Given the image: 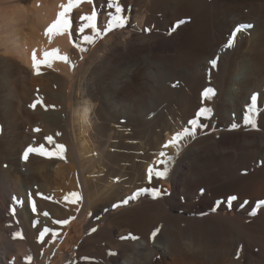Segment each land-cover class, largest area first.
<instances>
[{"label": "bare ground", "instance_id": "bare-ground-1", "mask_svg": "<svg viewBox=\"0 0 264 264\" xmlns=\"http://www.w3.org/2000/svg\"><path fill=\"white\" fill-rule=\"evenodd\" d=\"M2 1L0 264H45L47 246L65 227L58 222L90 214L69 264H264V0H136L131 37L74 31L99 0H75L71 9L70 0H27L24 6L8 0L10 8ZM65 10L71 28L61 24L49 34ZM207 28L210 44H202ZM79 39L80 50L74 45ZM135 42L139 52L130 55ZM46 52L55 53L47 63ZM174 52L181 62L170 59ZM206 88L215 94L202 100ZM201 105L212 109L211 120H203L209 127L162 148ZM35 122L40 132L30 128ZM46 136L64 145L59 156L21 159L27 146L46 143ZM161 151L167 178L150 182L149 167L164 170ZM125 169L133 173L129 189L117 182ZM96 170L101 177H94ZM163 180L171 186L168 195L141 193L121 203L139 189H162ZM37 191L48 199L35 198L36 214L24 207L11 215L13 197ZM233 195L238 199L231 208L217 206ZM43 227L49 231L41 238Z\"/></svg>", "mask_w": 264, "mask_h": 264}, {"label": "snow or ice", "instance_id": "snow-or-ice-1", "mask_svg": "<svg viewBox=\"0 0 264 264\" xmlns=\"http://www.w3.org/2000/svg\"><path fill=\"white\" fill-rule=\"evenodd\" d=\"M75 0H70L69 4L67 5L68 9H71L73 7V3ZM103 4V8H100L99 4ZM129 11V6H127L124 3V0H99V3L97 4L96 8L92 11L91 15H85L80 18V25L77 29H74V31H79L81 34H83L86 30L87 31H95L97 35H103L106 34L108 31L112 30L113 24H115L117 27L122 28L124 27V24L127 22V13ZM67 15V10L63 11L60 13V17L62 18L61 20H57L56 23L52 24L48 28V33L51 34L53 31H56L58 29V26L63 24L64 26L70 27L71 24L69 20L63 19ZM106 16L107 17V22L106 23H101L100 18ZM96 19L97 23L96 24H91L90 21ZM124 22V23H122ZM179 23H183V21L178 22L173 30H175L176 27H179ZM250 27V26H249ZM234 38H235V31L233 33V36L230 38L227 48L233 47L234 44ZM85 40H89L90 38L85 36ZM55 53H45V63H47V60L50 56L54 55ZM62 60H67L68 58L66 56H61L60 57ZM33 66L39 71L40 68V62L37 60V57L35 53H33ZM210 67L211 68H216L217 66V59H212L210 62ZM209 93H212L213 95L214 90L212 88H206L203 93L201 94V98L203 99H208ZM257 99L256 95L252 96V106H255V100ZM32 108L37 107V103H33L30 105ZM212 109L204 107L201 105L198 110L195 113V116L187 121V127H185L182 131L176 132L173 134L171 140L165 141L164 144L162 145V148H168L169 146L172 145H178L179 142L184 138V137H192L194 138L196 136V133L200 129H207L209 127L208 124L203 123V120H211V115ZM250 122V118L246 115L245 116V123ZM233 128H236L237 125L233 124ZM35 131H40L38 128L35 129ZM44 140L46 143H41L39 145H29L27 146L22 154H21V159L24 161H28L31 155H38L41 157H48L52 158L53 156H59L60 153L64 151V145L54 143L53 137L52 136H46L44 137ZM51 145V147H48V145ZM161 160L159 161L160 165L163 166L164 170L159 171L155 167H149L148 169V178L149 181L151 182L153 179L159 181L161 179H166L168 175V168L166 167L167 161H165L163 158L166 156V153L164 151H161L159 153ZM166 192V190H162L157 187H147L143 189L137 190V192L133 193L131 196L125 198L121 203L122 204H128L130 200L136 199L141 193H147L150 194L153 198H157L161 195H163ZM203 192V190H201ZM78 194L77 193H71V197H76ZM40 197L42 199H48L42 192H35L33 193H28L26 194L25 197L21 196H15L13 197L12 204L10 205L9 212L11 215L16 216L19 215V210H23L24 207H28L33 214H36L38 212V207L35 203V198ZM238 199L237 196L233 195L228 197L225 201H218L217 206L219 204H224L225 206L231 208L233 206V202H235ZM248 201H244L243 204L240 206L243 207L244 204H247ZM261 205H264V201L260 202ZM118 205H113V208L117 207ZM107 211V209H105ZM213 211H215V207L213 208ZM45 216L48 215L47 212L43 213ZM252 215H255V209H253ZM58 223H67V221H60ZM39 231V236L43 238L45 236V233L49 231L47 227H43L42 229H38ZM95 231V229H93ZM158 231V230H156ZM156 231L153 232V236L156 235ZM128 237H121V239H127ZM132 239H136V237H131Z\"/></svg>", "mask_w": 264, "mask_h": 264}, {"label": "rangeland", "instance_id": "rangeland-1", "mask_svg": "<svg viewBox=\"0 0 264 264\" xmlns=\"http://www.w3.org/2000/svg\"><path fill=\"white\" fill-rule=\"evenodd\" d=\"M4 1H8V0H4ZM23 1H24V3H23ZM27 0H11V1H8V2H10V4L7 2V4L4 2L3 4H4V6L5 7H9L10 8V6L9 5H14V2H16V3H21L20 5L22 6L23 4L24 5H26V4H28V1L26 2ZM206 1V0H205ZM1 3L0 4H2V0L0 1ZM13 4H12V3ZM135 2H136V0H129V2H128V6H129V11H128V13H127V22L124 24V27H122V28H118L116 31L114 30V29H112L111 31H112V33H116L117 35L119 34H122V33H124V34H127V33H129V37H131L132 35H133V33H132V29H135L136 28V26H133V28H129V26L131 27V24H132V22L131 21H133V19H131V18H133V14L131 13L132 12V9L134 8V4H135ZM6 4V5H5ZM9 4V5H8ZM144 3H141L140 4V6L141 5H143ZM23 5V6H24ZM3 6V5H2ZM144 6V5H143ZM26 7V6H25ZM145 8V7H144ZM132 16V17H131ZM21 21V20H20ZM22 21H25L26 22V20H22ZM21 21V22H22ZM21 22H19V25L20 26H22L23 25V27L25 26V22H23V24L21 23ZM128 25V26H127ZM125 26H126V28H125ZM204 33L203 34H201V36L199 37V39L201 38V40H200V43H202V44H204L203 43V41L205 42V44H210V40H209V38H208V33H209V31H208V28H207V31H203ZM218 33V35H215V33H214V37H215V40L216 41H219V40H221V38H220V35H221V32L220 31H218V32H216V34ZM134 37H135V39H137L136 40V42L138 41V37L136 36V35H134ZM186 35L184 34V38H182L181 39V44L180 45H183V43H184V40L186 39ZM222 37V36H221ZM188 38V37H187ZM217 38V39H216ZM103 38L101 37L100 38V40L93 46V48H92V52L95 50V49H97L98 47H100L102 44H103ZM81 42H82V40L81 39H79L77 42H74V45L76 46V48L78 49V50H80V49H82V44H81ZM134 43L133 45H132V47H134V48H130V55H136V54H138V52H139V47H138V44L137 43ZM218 43V42H217ZM223 43H220V45L219 46H221ZM136 47H138V48H136ZM135 49V50H134ZM136 49L138 50V51H136ZM136 52V53H135ZM135 53V54H134ZM170 55V59L172 60V61H174L175 63H179V62H181V59L180 58H182L183 59V57H181V55L179 54V53H177V52H174V53H170L169 54ZM88 54L87 55H85L82 59H81V61H80V64H82V63H84L85 62V60H86V58H88ZM180 56V57H179ZM171 60H170V62H171ZM129 67V68H128ZM124 68H128L127 70H129L131 67L130 66H127V67H124ZM122 70V69H121ZM125 70V69H124ZM126 70V71H127ZM126 71H124V73H123V76H125V77H127V75H125V74H127V72ZM216 71V69L214 70V72ZM126 72V73H125ZM214 72H212V74L214 73ZM214 75V74H213ZM126 79V78H125ZM176 82V81H175ZM174 82V83H175ZM177 83H175V85H176ZM96 96L99 98L100 96H99V94H96ZM39 98L41 99L40 100V102H39V105L40 106H43V107H45L46 105H48L49 103H47L46 104V98H45V96L44 95H40L39 96ZM43 100V101H42ZM99 99H96V100H94L95 101V103L97 104V105H99V101H98ZM96 105V107H98ZM37 124H38V122L36 123H32V124H30V128H32V129H39L40 131H41V126L40 125H38L37 126ZM32 125H35V126H32ZM32 126V127H31ZM37 126V127H36ZM36 127V128H35ZM27 128V127H26ZM1 131H2V127L0 126V134H1ZM40 131H38V132H40ZM28 136L30 135V137H35V138H37L36 136H35V134L33 135V134H31V133H28L27 131L25 132ZM33 135V136H32ZM137 159H139V158H136V157H133V159H132V161L134 160V161H137ZM136 163H138V162H136ZM122 164H124V162H121L120 163V166L122 167ZM129 164H131V163H128V164H124L125 166L126 165H129ZM123 165V166H124ZM124 166V168H126ZM129 168V167H128ZM97 172V170L95 171V174H93V175H95L94 177H101V175H99L98 173H96ZM132 172L131 171H128V170H124V172H123V178L121 179V180H117V182L119 183L120 181H122V182H124L123 184H124V187L127 189H129V187L131 188V186H133V181H131L132 180ZM130 175H131V177H130ZM94 177H92V180L94 181L96 178H94ZM129 179H128V178ZM131 178V179H130ZM127 180V181H126ZM76 181V180H75ZM131 181V182H130ZM126 182V183H125ZM130 182V183H129ZM131 183H133L132 185H131ZM128 184H129V186H128ZM162 190H166V192L163 194V196L164 195H168L170 192H171V186L170 185H168V183L165 181V180H163V182H162ZM116 211H122V209L120 208L119 210H112V212H116ZM90 214V213H89ZM92 216V214H90V215H87L85 218H83V219H76V218H71V219H69L68 221H67V223H64L65 224V227H64V229L63 230H61L60 232H59V235H58V237H57V239L51 244V245H49V246H47V249H46V252L45 253H47L48 255H49V259L47 260V262L45 263V264H69V261H70V258L71 259H74L75 258V254H76V250H77V248L79 247V245H80V243H81V241L83 240V238H84V235H85V232H84V226L89 222V220H90V217ZM60 224V223H59Z\"/></svg>", "mask_w": 264, "mask_h": 264}]
</instances>
